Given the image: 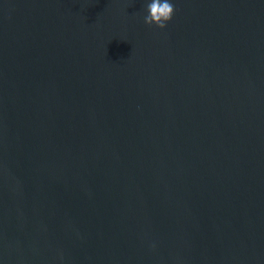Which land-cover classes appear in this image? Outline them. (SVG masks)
<instances>
[{"label":"water","instance_id":"obj_1","mask_svg":"<svg viewBox=\"0 0 264 264\" xmlns=\"http://www.w3.org/2000/svg\"><path fill=\"white\" fill-rule=\"evenodd\" d=\"M0 0V264H264V0Z\"/></svg>","mask_w":264,"mask_h":264},{"label":"clouds","instance_id":"obj_2","mask_svg":"<svg viewBox=\"0 0 264 264\" xmlns=\"http://www.w3.org/2000/svg\"><path fill=\"white\" fill-rule=\"evenodd\" d=\"M147 15L143 17L146 25H156L158 28H166L175 12V6L170 0H150L146 4Z\"/></svg>","mask_w":264,"mask_h":264}]
</instances>
